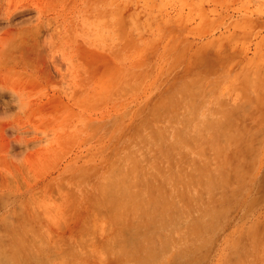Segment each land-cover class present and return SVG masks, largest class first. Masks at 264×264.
Masks as SVG:
<instances>
[{"label":"rangeland","instance_id":"obj_1","mask_svg":"<svg viewBox=\"0 0 264 264\" xmlns=\"http://www.w3.org/2000/svg\"><path fill=\"white\" fill-rule=\"evenodd\" d=\"M0 134L4 246L138 264L147 156L207 192L147 264H264V0H0Z\"/></svg>","mask_w":264,"mask_h":264},{"label":"bare ground","instance_id":"obj_2","mask_svg":"<svg viewBox=\"0 0 264 264\" xmlns=\"http://www.w3.org/2000/svg\"><path fill=\"white\" fill-rule=\"evenodd\" d=\"M31 35H33V34H31ZM51 35H52V33H51ZM47 36H49V35H47ZM65 38H66V36H65ZM49 39H50V37H49ZM11 42L12 41H10V43ZM48 42H49V40H48ZM59 46H61V45H59ZM171 50H173V48ZM38 57H40V56H38ZM39 59L42 60L41 57ZM93 62H94V60H93ZM185 65H186V63H185ZM177 142L180 143V140L178 139ZM175 149H177V146ZM143 155H145V154H143ZM147 158L148 157L146 156L145 160ZM145 160L143 159V162H146V164L140 165L141 168H143V169H141V171L143 170L145 172V173H142V176L144 175L143 176L144 180H142V182L143 181L144 182L142 184L140 182L141 186L143 187L142 194L137 199H132L130 196H127V198L130 201V205L132 204L129 207V209H131L130 213L132 212V210L135 211V209H133L135 206L138 210L141 228H140V230H137V231L141 232L140 234L143 235L144 237H143V239L139 240L140 242H137L136 240H131L129 237H127V239H126V247L127 248L125 249L126 254H123V255L129 256V260H132L133 262H138V264H147L150 259H152L154 256L158 257L159 254L167 246H169L168 245L169 239H170L169 236L171 234V231L177 227L178 219L182 218L183 215L185 214L184 210H182L183 215L176 211L178 209V205H177L178 202H180V203L185 202L188 204L187 210L191 209L192 211H196V208H194L190 205L196 203V199H199V200L203 199V195L205 193H207L205 190H202V188H200L201 181L196 180L193 175H188V174L184 173L183 171H181V166H179L178 164L173 166V167H169V166L167 168L164 167V169H163L159 165L149 167L148 166L149 164L147 165L148 161L147 160L145 161ZM142 163L140 162V164H142ZM84 169H86V168H84ZM173 175H175V177H176L175 180L172 179ZM170 176H171V178H170ZM179 176H180V178H178ZM203 176L206 179V186H210L212 189H216V186L222 187L225 184L223 177H222L223 175L222 176L220 175L221 178H219V177L215 178V177H211L210 173H207L204 171ZM154 177L158 178L157 184L159 182H161L160 180L164 181V179L174 180V182L172 183L174 189H173V195H171V198H172L171 200H170V198L163 196V193H162L163 191H161V189L159 187L154 188V190H155L154 194L152 192L149 193L150 192L149 186L152 185V182H153L152 179ZM157 184H155V186ZM141 186H140V188H141ZM194 191H195V193H194ZM110 195H113V193ZM210 197H211V195L209 197H207L206 199L209 200ZM135 202L137 203L136 205H134ZM186 206L187 205H185V207ZM170 219H171V223L169 222ZM191 224H194V226H191V228H194V229L190 230V228H188L186 231V234H185V237L189 238V239L192 238V236L196 233L197 227L204 229V227L206 226L204 222H199L198 220L193 221ZM7 227H9V225ZM24 231H26V229ZM127 232H128V230H127ZM22 234H24V233L22 232ZM29 237H31V236H29ZM11 238H15V237H11ZM135 238H137V235ZM8 239H10V238H8ZM14 241L18 242L17 238ZM0 242H1V240H0ZM28 242L29 241H27V244H28ZM177 242L179 243L180 239L176 240L175 243H177ZM8 243L9 244L12 243V239L10 242L8 241ZM12 244H10V245L6 244V246H4L0 243V264H48L46 261H40L41 259L40 260L35 259L31 255L32 251H29V249H27L26 246L23 248H20V247L18 248V247H16L15 243H14V245H12ZM158 244H159V246H158ZM32 246H33V244H32ZM36 248H38V247H36ZM128 252L130 254H128ZM66 259H68V258H66ZM66 264H73V263L66 262ZM135 264H137V263H135Z\"/></svg>","mask_w":264,"mask_h":264}]
</instances>
